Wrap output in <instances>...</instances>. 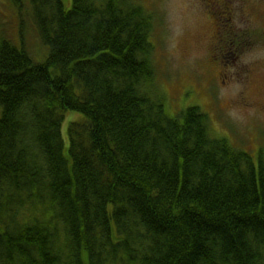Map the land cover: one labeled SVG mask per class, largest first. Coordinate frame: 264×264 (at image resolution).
I'll list each match as a JSON object with an SVG mask.
<instances>
[{
	"label": "trees",
	"instance_id": "1",
	"mask_svg": "<svg viewBox=\"0 0 264 264\" xmlns=\"http://www.w3.org/2000/svg\"><path fill=\"white\" fill-rule=\"evenodd\" d=\"M29 3L45 58L0 39V264H264V153L168 113L156 10Z\"/></svg>",
	"mask_w": 264,
	"mask_h": 264
},
{
	"label": "rangeland",
	"instance_id": "2",
	"mask_svg": "<svg viewBox=\"0 0 264 264\" xmlns=\"http://www.w3.org/2000/svg\"><path fill=\"white\" fill-rule=\"evenodd\" d=\"M138 1L148 9L156 10L154 0ZM213 2L194 0L200 16L196 32L188 37L183 36L175 25L168 27L163 36L156 29L153 61L157 69L158 86L167 98L166 108L171 116H177L189 107H200L209 114L214 137L228 140L235 148L250 154L257 164L259 154L264 153V122L242 123L239 109L244 107L264 111V61L242 63L240 57L254 48L264 47V40L252 42L246 39L251 44L248 42L245 47L229 50L216 47L217 38L213 36L215 27L212 24L220 21L215 20L216 16H211ZM63 3L66 10L71 9L72 0H63ZM228 4L241 7L247 3L239 0L236 4L234 1ZM30 11L29 0H0V39L10 40L19 47L24 39L31 55L37 61H42L47 51L30 17L25 18L22 29L20 13L26 15ZM153 12L157 15L156 11ZM260 21L258 17L237 14L232 26L237 30H246L242 33L247 34L252 30V26H248L254 22L259 26L257 23ZM256 34L264 39L262 29ZM193 43L203 53L196 59L189 56ZM232 85L239 88L235 99L231 97ZM82 119L83 115L78 112L68 111L65 114L62 134L66 154L69 147L68 127Z\"/></svg>",
	"mask_w": 264,
	"mask_h": 264
},
{
	"label": "clouds",
	"instance_id": "3",
	"mask_svg": "<svg viewBox=\"0 0 264 264\" xmlns=\"http://www.w3.org/2000/svg\"><path fill=\"white\" fill-rule=\"evenodd\" d=\"M156 9V20L158 29L163 36L164 31L170 26H178L181 34L188 37L196 32L200 12L194 0H154ZM203 53L198 51L195 43L189 49V56L196 59ZM171 59V58H170ZM242 63H250L253 61H264V47L254 48L250 52L240 57ZM174 62V61H173ZM231 97L237 98L239 91L238 86L232 85ZM241 114L240 121L242 123L259 121L264 122V111L256 108L239 109Z\"/></svg>",
	"mask_w": 264,
	"mask_h": 264
},
{
	"label": "flooded vegetation",
	"instance_id": "4",
	"mask_svg": "<svg viewBox=\"0 0 264 264\" xmlns=\"http://www.w3.org/2000/svg\"><path fill=\"white\" fill-rule=\"evenodd\" d=\"M233 1L236 4L239 0H214L211 4V16H216L215 20L220 21L218 24H212L215 27V31H212L213 36L215 35L217 38L215 45L224 50L245 47V44L249 42L247 41L248 39L252 42L258 39L264 40L263 37L256 34L259 29H262L264 32V0H243L247 4L241 7L228 4V2L232 3ZM237 14L253 18L258 17L261 23H257L259 26L256 25V22L251 23L248 27L250 28V26H252V30L244 34L242 32L246 30H242V28L237 30L232 26L234 23V16ZM223 18H225V20H221ZM230 25L231 27L229 28ZM248 44L251 43L249 42Z\"/></svg>",
	"mask_w": 264,
	"mask_h": 264
}]
</instances>
